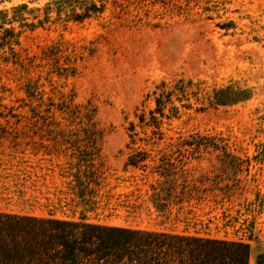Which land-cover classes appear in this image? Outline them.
<instances>
[{"label": "rangeland", "instance_id": "rangeland-1", "mask_svg": "<svg viewBox=\"0 0 264 264\" xmlns=\"http://www.w3.org/2000/svg\"><path fill=\"white\" fill-rule=\"evenodd\" d=\"M98 1L15 23L17 55L0 51V210L248 241L264 264V0ZM47 2L0 9L37 22ZM232 87L251 95L217 103ZM196 133L228 148L168 147ZM164 159L198 187L161 212Z\"/></svg>", "mask_w": 264, "mask_h": 264}, {"label": "trees", "instance_id": "trees-1", "mask_svg": "<svg viewBox=\"0 0 264 264\" xmlns=\"http://www.w3.org/2000/svg\"><path fill=\"white\" fill-rule=\"evenodd\" d=\"M104 7L98 0H48L44 17L37 22L25 20L24 13L33 10L27 3L14 6L12 15L0 9V51L17 55L21 31L15 23L21 28L36 27L54 11L59 17L84 21L103 13ZM228 89L232 96L224 100L220 92L217 103H234L251 95L248 89ZM156 124L161 127L160 121ZM168 147L190 149L198 155L204 149L228 148L226 143L221 145L212 136L199 133ZM145 159L131 157L130 163L140 165ZM155 171L160 178L151 184L150 199L158 211H166L198 187L178 183L181 175L171 159H164ZM252 256V244L243 240L111 224L86 214L67 218L0 210V264H250ZM261 257L259 254V263Z\"/></svg>", "mask_w": 264, "mask_h": 264}, {"label": "crops", "instance_id": "crops-1", "mask_svg": "<svg viewBox=\"0 0 264 264\" xmlns=\"http://www.w3.org/2000/svg\"><path fill=\"white\" fill-rule=\"evenodd\" d=\"M3 211V210H2Z\"/></svg>", "mask_w": 264, "mask_h": 264}]
</instances>
